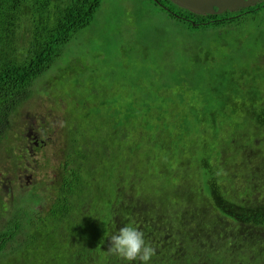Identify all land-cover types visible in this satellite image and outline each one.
Listing matches in <instances>:
<instances>
[{"label":"trees","instance_id":"obj_1","mask_svg":"<svg viewBox=\"0 0 264 264\" xmlns=\"http://www.w3.org/2000/svg\"><path fill=\"white\" fill-rule=\"evenodd\" d=\"M148 1L215 41L234 35L235 47L215 56L205 48L203 63L157 73L149 88L126 76L84 84L95 92L90 103L60 93L52 75L46 119L44 98L37 111L21 107L52 66L75 74L80 60L65 61L63 47L102 0H0V149L11 151L0 156L14 163L29 154L21 115L43 142L31 153L41 175L27 191L36 202L23 213L25 234L14 239L17 217L3 224L0 264H141L107 252L128 224L155 248L148 264H264V2L227 19Z\"/></svg>","mask_w":264,"mask_h":264},{"label":"rangeland","instance_id":"obj_2","mask_svg":"<svg viewBox=\"0 0 264 264\" xmlns=\"http://www.w3.org/2000/svg\"><path fill=\"white\" fill-rule=\"evenodd\" d=\"M213 34L206 27L192 30L183 21L171 19L148 0H102L91 24L80 30L76 37L63 47L65 61L69 59L80 60L81 65L76 69L75 74L71 73L70 76H67L68 78H65L60 68L52 66L50 73L43 77L44 80L40 79L33 84L32 98L26 100L21 107L24 109L23 114L37 111L39 101L44 98L47 106L44 109L46 119L53 115V111L51 112L50 109L54 106L52 95L55 90L52 91L51 83L47 81L52 75L60 78L56 88L60 93L65 95L73 93L78 98L77 100L86 98L90 103L94 99L93 93L95 92L94 90L90 92L88 89H83L82 85L84 84H95L101 80L99 82L105 85L126 76L131 79L142 78L149 88L146 79L156 83L152 77L157 73L172 71L171 73L174 74L179 72L183 66L188 67V65L203 63L205 48L209 49L213 56L219 53H231L236 45V37L227 35L215 41ZM161 55L167 57L160 59ZM42 81L47 88L42 89L44 93L39 95L37 90ZM97 85H99L98 88L102 89L101 84ZM49 90L50 92L45 93ZM101 93L98 91L96 96L100 97ZM113 95L109 93V96L113 97ZM123 97L124 94H122ZM127 97L128 95L125 99ZM33 115L32 118L41 119V115L37 113ZM10 123L12 126L16 125L14 121ZM51 141L53 142V139ZM0 153L8 155L11 151L0 149ZM0 158L5 162L0 161V185L12 174L11 167L21 172L19 175L30 173V181L38 180L41 175V172H37L32 176L36 164L31 154H26L24 157L15 160L14 166L8 160L5 161L4 157L0 156ZM49 171L46 172L48 181L53 178L55 169H52L51 173ZM27 189L28 187L23 183L24 192ZM19 193L20 191H17V194ZM31 197L29 194L22 197L20 195L19 204L15 205L16 208L11 209L7 204L6 210L0 212L1 215L5 214L0 219V228L3 227V224L7 226L10 223L11 216L17 217L16 224L14 222L12 225L14 231L17 232L14 239L22 238L21 232L24 231L23 225L25 223V217L22 213L27 211L28 204L36 202V198ZM1 198L3 201L9 200L7 195L2 196L0 194ZM45 210L42 209L40 213L35 215L40 217L45 213ZM19 230L22 231L19 232ZM2 258L0 255V261Z\"/></svg>","mask_w":264,"mask_h":264},{"label":"flooded vegetation","instance_id":"obj_3","mask_svg":"<svg viewBox=\"0 0 264 264\" xmlns=\"http://www.w3.org/2000/svg\"><path fill=\"white\" fill-rule=\"evenodd\" d=\"M263 2H264V0L259 1V2L257 1L255 4L250 5L248 7L240 8L233 13L226 12L224 14H229V15L225 16V18L229 19V18L240 16L243 13L250 12L251 7L257 8L256 5H258V4L262 5ZM185 20H190V19L185 18ZM17 125L21 126L23 128V134H22L23 141L21 142V140H20V142L23 143L24 147L26 148V150L28 151L29 154L34 153V150L39 149V147H41V148L43 147L42 146L43 142L40 140V135L36 131H34L30 119H28L26 116H25V118H22V115H21V116H19V118H17ZM12 155L16 156L17 153H15L14 150H12ZM12 158H14V157H12ZM11 165L14 166V163H11ZM11 169L13 170L12 174L5 180L4 183H2L0 185V194H2V196L7 195L9 197L10 201L9 200L3 201L2 198L0 199V201L5 203L6 208H7V204H8V207L12 209V208H16L14 205L15 204L14 201H18L20 198V195H21V197L26 196V195H28L27 191L31 192L32 189L29 188V187H31L30 184L35 182L36 180L34 179L33 181H30V178H29L30 173H26V174L22 173V175H19V173H21V172L17 171L14 167H11ZM36 169H37V167H35V169H34L35 172L34 171L32 172V176H34V174H36ZM20 176L22 177L21 180H20ZM23 183H25V186L28 187L27 191H25V192L23 190ZM17 191H20V193L17 194ZM34 208L41 212L42 209H46L45 202H42V201L38 202L37 201V204L34 206ZM5 210L2 209V210H0V212L5 211ZM23 215L25 217H27V215H25V214H23ZM4 216H5V214L0 216V219L3 218ZM23 229H24L23 232H21L22 230H19V232H21L24 235L25 230H26L25 229V223L23 225ZM16 233L17 232H15V234Z\"/></svg>","mask_w":264,"mask_h":264},{"label":"clouds","instance_id":"obj_4","mask_svg":"<svg viewBox=\"0 0 264 264\" xmlns=\"http://www.w3.org/2000/svg\"><path fill=\"white\" fill-rule=\"evenodd\" d=\"M107 252L129 262L138 260L141 264H148L156 254L155 248L145 241L144 233L133 224L122 226L110 235Z\"/></svg>","mask_w":264,"mask_h":264},{"label":"water","instance_id":"obj_5","mask_svg":"<svg viewBox=\"0 0 264 264\" xmlns=\"http://www.w3.org/2000/svg\"><path fill=\"white\" fill-rule=\"evenodd\" d=\"M176 6L198 15H220L233 13L240 8L248 7L262 0H171Z\"/></svg>","mask_w":264,"mask_h":264}]
</instances>
